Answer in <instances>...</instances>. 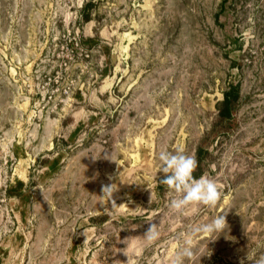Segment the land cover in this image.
<instances>
[{
    "label": "rangeland",
    "instance_id": "obj_1",
    "mask_svg": "<svg viewBox=\"0 0 264 264\" xmlns=\"http://www.w3.org/2000/svg\"><path fill=\"white\" fill-rule=\"evenodd\" d=\"M161 150L218 204L172 215ZM218 215L196 264H264V0H0V264H170Z\"/></svg>",
    "mask_w": 264,
    "mask_h": 264
},
{
    "label": "clouds",
    "instance_id": "obj_2",
    "mask_svg": "<svg viewBox=\"0 0 264 264\" xmlns=\"http://www.w3.org/2000/svg\"><path fill=\"white\" fill-rule=\"evenodd\" d=\"M157 161V173L162 172L164 174L161 183L166 185L171 193L168 210L172 215L182 216L193 205L212 208L218 204L222 197V185L216 178L207 175L195 177L193 173L197 168V161L193 156L182 152L173 153L168 150H161ZM106 190L112 196L115 189L112 188V185L105 186L102 189L103 195H105ZM226 227L224 215L211 217L194 226L187 235L181 238V243L170 258V264H196L195 257L199 250L200 241L194 240L193 237L199 233H205L207 234L205 240L208 242L214 235L222 233ZM159 237L160 228L156 224L151 225L143 236V241L139 246L141 252L138 255L151 247Z\"/></svg>",
    "mask_w": 264,
    "mask_h": 264
},
{
    "label": "trees",
    "instance_id": "obj_3",
    "mask_svg": "<svg viewBox=\"0 0 264 264\" xmlns=\"http://www.w3.org/2000/svg\"><path fill=\"white\" fill-rule=\"evenodd\" d=\"M85 18L87 19V20H89V16L87 15V16H85ZM235 89V88H234ZM230 112H231V106H230V103H229V101H225V103H224V105H223V107L221 108V110H220V115L222 116V117H227L229 114H230ZM193 175L195 176V177H199V173H193Z\"/></svg>",
    "mask_w": 264,
    "mask_h": 264
}]
</instances>
